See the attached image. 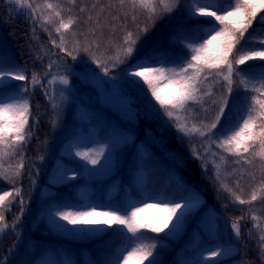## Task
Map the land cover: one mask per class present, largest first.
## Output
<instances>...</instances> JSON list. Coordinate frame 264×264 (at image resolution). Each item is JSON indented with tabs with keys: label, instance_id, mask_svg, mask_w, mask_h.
Segmentation results:
<instances>
[{
	"label": "trees",
	"instance_id": "obj_1",
	"mask_svg": "<svg viewBox=\"0 0 264 264\" xmlns=\"http://www.w3.org/2000/svg\"><path fill=\"white\" fill-rule=\"evenodd\" d=\"M32 1L45 15L49 16L51 10L43 6L46 3H52L59 5L58 11L63 10L61 12L63 19L67 20L72 17L77 20L68 32L61 30L66 37V46L69 51L76 48L75 42L79 41L78 50L73 52L75 59L59 48L56 47V49L67 57V61L73 68L84 70L86 73L94 70L104 72L102 69L105 68V60L114 57L128 32H132L134 37L139 35L138 43L144 44L142 51L125 63L128 71L131 70L132 64L144 59H149L157 67L187 60L190 58V48L187 47L189 42H194L195 45L202 42L201 36L207 27L203 21L214 20V17L191 16L190 6L191 8L198 6L193 0H168L173 7L171 12H165L163 7L158 5L154 20H149L148 14L142 9L134 10L128 0L123 6L120 0H75V3H72V0H27V3L33 6ZM10 2V0L0 2L2 3L0 4V27L2 33L5 34L8 46V50L0 49V56L3 57L6 67L22 68L28 76L29 88L23 92V95H27L31 110L25 132L26 139L21 145L15 151L0 145L6 153L0 157V164L9 165L14 155L19 157L18 160L23 167L18 177L20 184L23 188L25 187L23 201L15 205L5 202L3 223L8 227L0 233V260H3L4 264H44L50 255L61 262L69 259L74 264H116L120 254H125V247L129 243L125 233L127 237L132 236V233H127L126 228L124 232L118 231L123 228L122 225L83 227L84 225L73 226L67 223L53 224L49 219L50 210L60 204L89 205L91 196L88 190L91 186L93 188L92 197L96 202L103 204L107 203L108 190L113 184L117 185L116 197L120 200L126 199L129 193L140 200L144 196V190H147L153 198H165L172 202L190 195H198L205 203L213 205L226 222H231L237 216H246L248 210L264 204V189H262L264 163L258 157L252 164L244 163L240 157L229 154L223 148L218 147L219 140L224 138L221 129L235 123L245 107L240 103L243 93L237 94L235 91L238 80L242 78L236 74L233 75V94L229 97L231 110H226L227 118L222 119L221 124L214 130V134H211L212 148L225 163L219 176L208 170L209 167L206 164L204 170L200 151L193 150L190 146H185L186 142L181 143L178 140L180 135L177 129L170 124L169 118L163 114L162 109H159L154 98H151L147 85L142 82L135 84L129 77L124 85L134 99L133 106L144 116L143 121L146 119L151 122V125L146 122V127H141V134V130L139 131L143 147H113L112 153L115 160L112 173L107 179H96L91 183L87 176L80 175L57 186L53 192H47L45 186L48 180L44 173L47 157L53 155L56 163L63 159L67 163L78 166L84 164L81 158L67 156L62 151L68 138L83 127L82 116L69 113L63 130L58 134V123L52 118V106L47 97L44 81L40 77L39 83L35 84L31 79L33 75L38 77L46 71L47 58L39 42L43 36H55L53 32L59 26V21L53 18L52 24L39 29L33 23L27 7H19L18 11H13ZM217 2L221 8L227 5V0H217ZM21 3H24V0H21ZM80 9L84 11L81 12ZM209 9L215 11L214 8ZM25 13L29 14V20L24 18ZM217 13L218 15L225 14L223 11ZM259 16H264V12L258 13L257 21H254L245 33L244 39L236 46L237 49L242 45L245 49L250 48L257 51L264 49L259 43L264 39V32L261 31L264 26L258 23ZM88 17L92 18L91 21ZM40 19L45 23L44 18ZM215 23L222 26L218 21ZM145 26L148 28L147 33L141 31ZM235 53L236 49L229 55L234 67L251 74L264 71V67H261L264 61L259 59L246 61L245 65L236 66ZM88 55L99 56L100 60L94 61ZM212 55L211 51L206 56L211 57ZM222 70L226 73V69ZM216 71L218 70L213 69V73ZM251 83H256L257 86L259 84L258 81H250ZM11 84L12 87L4 88L0 95L8 96L16 91L17 82L12 81ZM225 85L226 81L221 76H209L204 89L211 87V97L205 96L200 104H191L186 113L182 112L179 115L187 117L190 127L192 124L199 126L201 122L205 124L211 122L217 110V105L213 101L219 100L222 95L226 94ZM248 95L251 96V93ZM260 98L264 99V97ZM124 104L127 107L131 106L127 103V99L124 100ZM132 114V118H135L136 113ZM93 124L97 125L102 135H109L106 123L94 118ZM147 129L150 130L148 134H146ZM60 135L64 137L61 138ZM256 151H259L258 146ZM242 155L251 158L249 153H242ZM142 164L146 171L145 187L138 177V168ZM224 185L246 201L251 199L255 191L257 199L251 203L240 204L231 192L225 190ZM7 189L8 186L0 184V192ZM195 216L196 212H188L184 216V224L179 223L175 228L173 224L176 218H173L168 227L158 233L152 232L150 228L141 229L145 238L136 242L156 245L153 250L156 264H190L188 260L196 254ZM138 219L159 226L165 217L147 215L138 216ZM250 221L252 225L256 222L253 218ZM27 225H29L27 231L29 234L22 236V233L26 232L22 229ZM58 225H67L68 229L97 227L106 230L73 233ZM224 226L217 241L224 247H228V229ZM255 228L259 230V237L239 236L241 264H264V260L261 259L264 244L260 242V237L264 235V216L263 221H259ZM204 264H230V260L220 258Z\"/></svg>",
	"mask_w": 264,
	"mask_h": 264
},
{
	"label": "snow or ice",
	"instance_id": "obj_2",
	"mask_svg": "<svg viewBox=\"0 0 264 264\" xmlns=\"http://www.w3.org/2000/svg\"><path fill=\"white\" fill-rule=\"evenodd\" d=\"M16 2L21 3V0H16ZM125 2L126 0H120L121 6ZM128 2L132 4L134 10L139 8L145 11L148 14L149 20L155 19L158 5L162 6L165 12L173 10L172 4L168 0H128ZM193 2L198 6L195 8H191L190 6L191 16L214 17V20L203 21L207 27L203 30L201 36L202 42L198 46H195V43L191 41L187 45L190 48V59L185 61V66L176 71L175 69L154 66L149 59H144L132 64V70L128 71L126 69L124 75L131 77L132 82L135 84H141L142 82L144 85H147L151 98H154L155 103L159 105V109H162L163 114L174 121L177 131L183 133L185 137L194 135L207 137L210 134H214V130L221 124V120L227 118L226 110H231L229 97L233 94V75L241 76L242 78L238 80L235 91L237 94L243 93L240 103L244 104L245 107L235 123L221 129V134L224 138L219 140L218 147L223 148L229 154L240 157L244 163L252 164L257 157L264 163V99L260 98L264 97V71L258 74L247 73L238 67H234L233 61L229 59V55L236 49V58L234 60L236 66L245 65L246 61L256 59L264 61V50L245 49L243 45L238 49L236 47L244 39L245 33L248 32L253 22L257 21L258 13L264 12V0H227V5L223 8L218 5L217 0H193ZM72 3H75V0H72ZM21 6L29 9L33 7L31 3H27V0H24ZM43 7L51 10L50 15L44 17L45 23L52 24L53 18L59 21V26L55 28V32L59 34V42L52 40V44L75 59L73 52L78 50L79 41L75 42L77 47L69 51L66 47V37L61 30H64L65 33L68 32L77 23V20L72 17H69L67 20L63 19L61 16L63 10H57L59 5L46 3ZM209 8H214L215 11H207ZM38 10L39 6L30 15ZM80 11L83 12L84 9H80ZM218 11H223L226 14L217 15ZM88 19L91 21L92 18L88 17ZM217 21L219 25L223 26L219 30H217L218 25L215 23ZM258 23L264 26V16H259ZM141 31L147 33V26ZM261 31L264 32V28ZM139 38V35L134 37L132 32L127 33L122 46L111 59L113 67L124 64L133 56ZM214 43L216 45L215 48L210 49V46ZM259 43L264 48V39L260 40ZM210 50L213 52V55L211 57L206 56L205 53ZM261 67H264V65H261ZM190 69L192 70L191 74H189ZM213 69L218 71L213 73ZM222 69H226V73ZM104 71L107 74L109 69L105 67ZM213 75L221 76L226 81V94L222 95L219 100L213 101L217 105V110L211 122L206 124L201 122L199 126L192 124L189 127L187 117L182 121L179 113H186L191 104H200L205 96L211 97V87L209 86L205 90L204 85L207 83L209 76ZM27 79L28 77L24 74L22 68L6 67L3 57L0 56V93L3 92L4 88L12 87V81H25ZM31 79L33 83L39 82L35 75ZM250 81H258L259 84L258 86L256 83L250 84ZM60 83L66 85L68 84V80L65 77H60ZM16 87L21 88L25 86L16 85ZM248 93H251V96ZM10 100H16L17 102L10 103L8 102ZM29 115V103L27 100H24L22 95L17 94L7 97L0 95V145L13 151L21 145L26 139L25 132ZM257 146L259 147V151H256ZM4 148H0V157L6 154ZM242 153H249L251 158L243 156ZM77 155L82 156L84 159H89L88 153L78 152ZM90 162L93 164L98 163L96 159H92ZM18 167H23V165L21 164ZM216 167L219 168V165H216ZM16 175H19L18 171ZM224 188L226 191L231 192L234 199L240 204L251 203V201L257 199V192L255 191L252 193L251 199L246 201L241 199V196L233 192L227 185H224ZM262 189H264V185H262ZM19 196V189H16L14 192H0V233H3L5 228L8 227L7 224L3 223L5 219V202L9 200V197L15 200ZM159 203L163 205L160 211L166 214L165 219H163L159 226L139 220L138 214L142 211L140 208L133 210L130 216L127 210L123 211V213L119 209L98 212L96 210L97 206L91 205L86 206L89 208L86 211H58L56 214L60 220L67 221V224L73 226L122 225L123 228L118 229V231L124 232L126 228L127 233H132L131 237H127L125 233L129 241L125 247V251L127 247H131L132 250L128 251L127 255L121 253L116 264H119L120 259L125 264H128V261L133 257L136 258L137 264H144V261H148V264H156L153 256V250L156 248L155 244L134 243V241H140L145 238V234L140 230L150 228L152 232H161L168 227L173 218H176V222L173 224V228H175L186 214L184 209L188 207L187 203L181 204L165 200H161ZM148 206L152 207L153 205ZM253 219L255 220L256 218L253 217ZM58 226L67 228V225ZM232 228L239 235V223H233ZM105 230L97 227L67 228V231L73 233ZM260 242L264 244V235L260 237ZM220 254L212 251L211 257H217ZM150 257L152 259H149ZM261 259L264 260V250L261 251ZM0 264H4L3 260H0Z\"/></svg>",
	"mask_w": 264,
	"mask_h": 264
},
{
	"label": "rangeland",
	"instance_id": "obj_3",
	"mask_svg": "<svg viewBox=\"0 0 264 264\" xmlns=\"http://www.w3.org/2000/svg\"><path fill=\"white\" fill-rule=\"evenodd\" d=\"M10 1V6L13 11H18L19 7H22V3H17L16 0ZM32 3L33 7L37 9V4L34 1H32ZM33 7L32 9L28 8L30 13L33 12ZM207 11L214 10L207 9ZM31 16L33 23L39 27V29L48 25L47 23H43L40 19L48 16L47 14H43L40 8ZM24 18L29 20V14L25 13ZM220 27L222 26H218L217 30H219ZM53 34H55V36H50L51 38L48 36H43L42 40L40 42L38 41L39 45L46 54L47 64L44 74L36 77L38 81L39 78L42 77L45 87L47 88V96L52 106V118L58 123V134L63 130L66 117L69 113H75L77 115L80 114L82 116L81 121L83 122V127H81L78 132L75 131V134L73 133L72 137L68 138L62 151L65 152L64 154L67 156L81 158L84 164L83 166H78L67 163L63 159L56 163L53 155L51 157H47V166H45L44 171L48 179V183L45 186V190L47 192H53L54 187H57L67 180L80 175H86L87 178L91 180V183H93L96 179L107 177L112 173L113 170V164L115 160V156L112 153L113 147L121 148L129 146L133 148L138 146L139 148H142V140L139 137V135L142 133L141 127H146V122L151 125L150 121L146 119L143 121L144 116L140 114L138 110H136V107L133 106L134 99L130 95L129 91L125 88V81L129 80V76L124 75L126 70L125 63L127 61L124 64L113 67L111 63V59L113 57L106 59L104 66L109 69L107 74H105V71L102 72L101 70H94L91 73H86L84 70L75 69L69 64V61L66 59L67 57L58 51L52 44V40L59 42V34L56 32H53ZM198 45L199 43L195 46ZM215 46L216 45L214 43L212 46H210V49H213ZM143 47L144 44L137 42L136 50L128 61L135 58V56H137L142 51ZM5 48L8 50L5 34L2 33L0 27V49L2 50ZM9 49L11 52L12 50L10 46ZM210 52L211 50L206 52L205 55L209 54ZM88 56H90L94 61L100 60L99 56ZM185 61L186 60L163 67L166 69H175L176 71H179L182 66H185ZM84 67L87 68L88 66ZM191 71L192 70L190 69L189 72ZM60 77H65L68 80V84L65 85L60 83ZM16 82L17 85H23L25 87H16V91H13L8 96L19 94L23 96L24 100H27L28 97H26L27 95H23V92L29 88L28 79L25 81ZM125 99H127V103H129L131 106L127 107L124 104ZM8 102L16 103L17 101L10 100ZM133 112L136 113L135 118H132ZM142 113L146 114L144 111H142ZM94 118L107 124L109 129L108 136L102 135L97 125L93 124ZM139 119L141 121H139ZM181 119L183 121L184 117H181ZM169 121L170 124L176 129L174 121L171 119H169ZM187 124L190 127V123L188 121ZM140 130L141 132L139 134ZM148 133H150L149 129H147L146 134ZM179 135L180 138L178 140L181 143L186 142L187 144L185 143V146L188 145L193 148V150H198L201 152L204 170L206 164L209 167L208 170L219 176L225 163L218 156V153L212 148L211 134L207 137H201L199 135L185 137L183 133H179ZM60 137L62 138L64 135H60ZM101 150L103 151L101 152ZM78 152L88 153L89 159H84L82 156L77 155ZM18 159L19 157L14 155V157H12L9 161V165L0 164L2 165V167H0V173H3L0 174V184L8 186V189L6 190L8 192H14L16 189L20 190L19 197H16L15 200H13L12 197H9V200L6 201L8 204L12 205L18 204L19 201L24 200L23 191L25 187L23 188V185L20 184V178L18 177L19 175H16V172H20L22 168L18 167L20 165ZM92 159H96L98 163H91L90 161ZM216 165H219V168H217ZM141 172L142 175H144V171L141 170ZM91 189L88 190V192H90L89 195L93 193L92 186ZM117 192V185H112L110 188V195L107 204L96 203L94 200H90L89 205L97 206L96 210L98 212L119 209L121 213L127 210L128 215L130 216L133 210L140 208L142 211L138 214V216L158 215L160 218L166 217V214L160 211V208L163 205H161L159 201L171 200H167L165 198H153L149 195L147 190L144 191V196L140 200H138L136 196L132 195L131 193L128 194L129 196L126 199L120 200L116 197ZM174 203H187L188 207L184 209L186 214L191 211L196 212L194 220V233L197 238V255L194 258L188 260L190 264H204L205 262L210 261L212 251H216L221 254L217 257H211V260L223 258L230 260V264H241V259L239 257V236L243 235L244 237H251L255 235V237H259V230H257L255 227L259 221H263L264 204H262L260 207H255L248 210L249 212L246 216H237L234 217L231 222H226L222 218L221 214L218 213L216 208L209 203H205L201 196L190 195L186 198L175 200ZM74 205L76 204H60L52 208L49 215L51 223H67V221H62L59 219V216L56 214L58 211L89 210V208L85 207V205H82L81 207ZM148 205L153 206L149 207ZM253 217L256 218L254 221L257 223L253 222L252 225L250 219ZM184 219L185 218L183 217L180 220L179 223L181 225L184 224ZM235 222H238L240 226L239 235H237L236 231L232 228V224ZM223 225H225L224 227L228 229V247H224L217 241L218 235L221 233ZM28 226L29 225L26 226L27 228L25 227L22 229L26 231L25 233H22V236H27L29 234V232H27L29 230ZM85 226L86 225L83 227ZM241 232L243 234H241ZM134 243L138 244L136 241H134ZM131 250V247H127L124 255H127L128 251ZM44 264L74 263L69 259L61 262L56 257L50 255ZM119 264H125V262L120 259ZM128 264H137L136 258L133 257L130 261H128ZM144 264H146V261H144Z\"/></svg>",
	"mask_w": 264,
	"mask_h": 264
}]
</instances>
